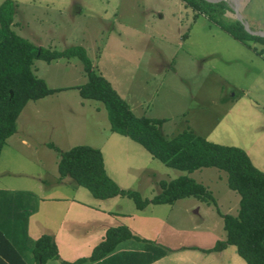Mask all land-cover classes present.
I'll return each mask as SVG.
<instances>
[{"label": "rangeland", "instance_id": "rangeland-1", "mask_svg": "<svg viewBox=\"0 0 264 264\" xmlns=\"http://www.w3.org/2000/svg\"><path fill=\"white\" fill-rule=\"evenodd\" d=\"M11 1L15 3L11 27L18 35L44 48L81 45L94 71L111 83L134 114L145 109L146 116L165 119L161 126L165 136L189 128L206 140L242 148L264 172V46H254L255 50L235 40L204 11L185 3L187 7L182 9L180 0ZM255 11L264 21V9ZM230 14L232 18L226 19L234 20L235 14ZM221 20L227 22L224 17ZM184 34L187 37L181 42ZM32 68L49 88H64L29 100L19 113L16 131L0 151V187L31 189L30 196L56 188L61 195L64 190L78 199H92L85 187L68 176L61 178L54 165L60 151L89 145L100 149L110 178L142 197L151 198L160 191L158 180L179 175L205 185L214 202L207 204L189 196L171 205H151L160 215L168 209V221L193 227L185 241L175 236L176 244L206 243L194 241L204 231L202 227L211 228L215 235L223 232L217 209L235 214L239 203V194L228 188L224 171L203 167L187 172L167 167L129 137L111 132L102 103L83 99L71 87L87 80L77 57L50 62L35 59ZM121 197L101 204L127 215L138 211L131 199ZM221 237L219 240L225 235ZM157 246L162 254L157 252L147 264H246L233 245L209 252Z\"/></svg>", "mask_w": 264, "mask_h": 264}, {"label": "trees", "instance_id": "trees-1", "mask_svg": "<svg viewBox=\"0 0 264 264\" xmlns=\"http://www.w3.org/2000/svg\"><path fill=\"white\" fill-rule=\"evenodd\" d=\"M181 1L194 10L204 11L234 39L248 47L250 40L264 44V36L248 32L237 19H226L225 13L229 9L226 1ZM14 8L15 3L11 0H4L0 4V151L6 139L15 133L16 119L29 100H37L64 88H49L42 78L37 77L32 68L34 60L50 62L59 58L77 57L87 74V80L71 87L77 88L83 99L102 103L111 132L129 137L167 167L187 172L215 167L225 172L228 188L239 194L237 212L222 213L217 209L223 218L225 238L217 240L205 251H219L233 245L246 264H264V172L253 165L247 153L237 146L206 140L189 128L172 137L165 136L161 130L165 119L146 116L145 111L141 115L134 114L111 83L94 71L81 45L64 49L44 48L18 35L11 27ZM223 17L227 22L221 20ZM49 145L55 148L52 143ZM57 171L61 178L68 176L75 184L85 187L96 199L127 197L139 210L149 204H172L177 199L189 196L207 203L215 200L202 183L188 175H179L170 180L160 179L157 181L160 191L151 198L142 197L137 190L122 188L110 178L104 169L100 149L89 145H73L60 151ZM15 210L13 208V212L8 211L17 219L18 212ZM8 211L4 209L2 212L8 216ZM128 239L143 240L146 244L139 254L127 253L123 260L126 264H147L150 258L162 254V249L158 251V244L152 242L156 248L151 247L147 243L150 242L148 239L135 236L124 224L108 227L103 239L93 247L90 255L79 257L73 262L60 258L54 237L48 233L35 239L30 251L36 264H45L51 259L59 260L60 264H82L87 261L98 262L111 256L117 246ZM7 261L10 264H26L0 229V264H6Z\"/></svg>", "mask_w": 264, "mask_h": 264}, {"label": "crops", "instance_id": "crops-1", "mask_svg": "<svg viewBox=\"0 0 264 264\" xmlns=\"http://www.w3.org/2000/svg\"><path fill=\"white\" fill-rule=\"evenodd\" d=\"M223 1L227 2L229 8L225 13L226 16L232 18L230 12L235 14L234 10L237 6L239 16L250 30L264 31V21H262L263 15L255 11V8L264 9V0ZM179 5L182 9L187 7L181 0ZM216 26L222 29L218 24ZM186 37L187 34H184L181 38V42H183ZM249 43H251V41H249ZM254 46L260 48L264 45L254 41V44L251 43L250 47L257 50ZM112 50V55L116 56L117 52L114 50V47H112ZM133 106H135V103ZM144 111L145 109L143 112ZM172 135L173 133H170L168 137H172ZM57 161L58 156L54 163L56 167ZM224 177H226V175ZM38 181L41 182L42 179ZM42 187L45 188L43 183ZM30 190L31 189H7L0 187V229L3 230L9 242L14 246L15 250L26 264H36L30 249L33 241L43 233L53 235L60 258L68 262H73L79 257L89 256L93 247L103 239L106 229L121 224L126 225L135 236L141 239L144 238L145 240L148 239L151 243H159V245L165 247L168 246L171 250L180 249L181 246L205 250L212 247L217 240L222 238L221 236L224 237L225 235L224 228L223 232L221 231L215 235L212 233L211 228L202 227L204 231L198 233L197 235H199V238L194 241L206 243L201 245L186 243L176 244L179 237L180 240L185 241L183 238L189 236V229L193 227L176 225L165 218V214L169 212L168 209L165 213L160 215L159 211L154 206H151L166 204H149L151 208L149 211H146L149 205L141 210L135 207L138 211L133 213V215H127L118 211L115 212V210H111L109 207L105 208L101 204L102 201H108L117 196L108 199H96L93 196L91 199L88 196H84L82 199H78L70 193L65 194L64 190L61 195L56 188H52L42 195L37 193L35 196H30L34 192ZM230 201L231 203H229V206L233 203L232 200ZM235 202L236 201H234V204ZM235 206L236 205H234V209ZM13 208L18 212L17 219L11 216ZM4 209L5 211H11L10 213L8 211V216L7 213H3ZM55 211H57V214ZM175 236H178V238ZM171 240L175 242L173 243ZM143 242V240L138 241L135 239L122 241L112 253L114 255H108V257L98 262L87 261L82 264H126L123 261L126 254L130 252H137V254H139L143 249ZM116 256H118V258H116ZM6 264L10 263L7 261ZM45 264H60V261L51 259Z\"/></svg>", "mask_w": 264, "mask_h": 264}, {"label": "water", "instance_id": "water-1", "mask_svg": "<svg viewBox=\"0 0 264 264\" xmlns=\"http://www.w3.org/2000/svg\"><path fill=\"white\" fill-rule=\"evenodd\" d=\"M207 1H211V2H215V1H219V0H207ZM236 3V2H235ZM235 19H237L238 21H241L244 25V28L252 33V34H256V35H261V36H264V32H261V31H252L249 29V27L247 26V24L241 19V17L239 16V13H238V7L236 6L235 7Z\"/></svg>", "mask_w": 264, "mask_h": 264}]
</instances>
